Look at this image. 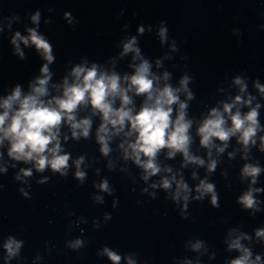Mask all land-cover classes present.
Masks as SVG:
<instances>
[{"label": "clouds", "instance_id": "obj_1", "mask_svg": "<svg viewBox=\"0 0 264 264\" xmlns=\"http://www.w3.org/2000/svg\"><path fill=\"white\" fill-rule=\"evenodd\" d=\"M54 10V9H50ZM125 9H121L119 15H123ZM136 13L133 12V17ZM41 12L37 10L31 15L33 24L39 25ZM18 18V17H17ZM63 19L73 27L78 23L76 17L71 12L65 11ZM129 25L125 24V28ZM264 30V24L259 26ZM28 35L22 36L19 31L12 36L11 43L15 46V54L21 61L26 60L25 53L20 48L22 42L25 46L35 45L36 51L43 61L39 69V75L28 82V91H23V86L16 83L12 87L10 94L0 97V148H3L7 141V157L12 161L32 164V168H20L15 175V180L23 177H31L33 168L36 172L44 173L50 169L54 174L59 173L61 177H67L69 160L71 154L64 151L61 146V129L67 126L71 138L79 141L81 137L90 138L93 127V117H99V125L95 129V142L99 145V152L102 156L108 157L112 152L110 143L114 137H120L118 148L122 152L125 162L132 161L142 170L141 179L147 182L151 177L164 173H172V168L165 165L163 168L158 163V155L162 150H167L166 156L171 159L177 153L183 157L182 167L189 164L200 167L205 166V159L194 155L191 152L193 136L191 129L194 121L189 118V101L196 99V93L189 88L195 80L194 74L185 71L179 78V87H174L169 81L172 73L165 70L162 75L153 71L152 59L143 54L138 46V38L132 35L121 41L122 51L119 57L123 58L131 53L132 63L128 65L133 71L121 74L116 71L115 59L108 58V63L112 68H105L99 61L90 63L86 55L81 56V62L73 64L72 60L66 63L72 65L71 70L62 78L59 84H51V89L57 95L50 93V81L54 75L50 68L56 61L54 45L44 35L38 33L36 28H28ZM139 35L145 34V25L141 22L137 28ZM152 32L151 25H148V33ZM234 33L241 35L240 30L233 29ZM156 36L159 44L164 46L169 41V28L166 20L158 22ZM172 52H178L179 46L174 38L170 45ZM164 59H173L168 52L160 58H156L155 68L163 67ZM187 60V56L182 57ZM90 63V66H89ZM187 69V64L184 65ZM247 73L246 71H244ZM233 83L239 86V93L231 99V102H221V107H213L206 116L199 122L196 128V135L199 137V144L207 150V173L212 174L217 168V160L212 159L213 149L217 156L225 151L229 141L235 137L236 142L243 150L242 158L247 160L251 146L257 145L259 140V150L264 152V135L258 137V133L264 132L258 117L260 103L252 106L255 97L246 95L247 83L241 75H236ZM254 86L261 97H264V85L259 83V78H255ZM181 93L184 99H181ZM135 97H143L137 108ZM175 106V107H174ZM248 107L247 112L241 111L242 107ZM81 109H89L90 115L78 118ZM235 109V110H234ZM69 136L64 135L63 140L68 141ZM219 141V144H217ZM0 153V159L3 158ZM234 158L235 152L228 154ZM75 165V178L83 185L86 179V172L81 170V165L85 163V157L79 156L73 160ZM109 168L113 167L109 161ZM12 167H15L13 164ZM7 167L0 166V172L7 173ZM264 172L258 163H245L241 169V179L251 177L248 190L238 197L236 203L241 210L251 209L250 215H255L262 211L259 207L261 201L257 200L254 193L264 191L261 188H254L258 177ZM179 175V179L177 178ZM192 178H197V173H192ZM50 177H44L38 181L39 184L49 182ZM173 183L175 189L172 190ZM3 186L0 185V188ZM94 187L113 195L115 189L110 187L109 181L103 179ZM151 188H163L172 190L170 192L172 201L180 205V215L182 219H187L186 209L190 202L192 189L185 182L182 174L165 175L160 178L159 183H152ZM20 194L31 199L29 194L23 189H19ZM147 192V188L143 189ZM198 193L193 199L203 201L206 194L211 196V206L214 209L220 207L219 193L213 183L205 179L200 180L195 187ZM155 199V193H150ZM167 198V197H166ZM98 203H103V197L95 196ZM139 203V201H137ZM118 198L113 202L117 206ZM110 214L105 213V220H110ZM98 227V225H97ZM236 229H230L232 236ZM258 241L264 243V227L255 230ZM242 240H251V237L244 232L236 234L230 242H227V250L240 253L236 258L231 259L227 264H262V257L257 254L253 259L252 250L242 244ZM22 242L9 237L4 243L6 250L5 264L18 255ZM204 245V241L197 240L193 244L192 250L199 251ZM84 246L81 239H76L69 243L68 247L79 249ZM98 255L107 256L112 264H121L122 259L126 264H136L129 256L118 255L109 247H104ZM184 264H191L185 260Z\"/></svg>", "mask_w": 264, "mask_h": 264}]
</instances>
